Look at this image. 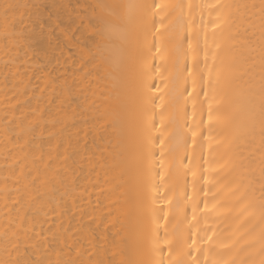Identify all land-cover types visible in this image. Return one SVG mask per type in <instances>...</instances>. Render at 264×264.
Returning a JSON list of instances; mask_svg holds the SVG:
<instances>
[{
  "label": "bare ground",
  "instance_id": "6f19581e",
  "mask_svg": "<svg viewBox=\"0 0 264 264\" xmlns=\"http://www.w3.org/2000/svg\"><path fill=\"white\" fill-rule=\"evenodd\" d=\"M4 3L25 25L0 38V264H158L209 228L230 259L258 234L261 0Z\"/></svg>",
  "mask_w": 264,
  "mask_h": 264
},
{
  "label": "snow or ice",
  "instance_id": "6c2138e0",
  "mask_svg": "<svg viewBox=\"0 0 264 264\" xmlns=\"http://www.w3.org/2000/svg\"><path fill=\"white\" fill-rule=\"evenodd\" d=\"M18 5L10 4V3H4L0 5V8H2V12H0V16H2V23H0V38H3L5 41L11 42L13 37L15 35H20L23 32V27L25 25L24 20V13L19 12L17 13ZM101 7H108L113 12H115L117 9L121 8L122 5L115 4V5H109L104 6L101 5ZM127 7H133L131 5ZM157 8H160L161 6L159 4L156 5ZM215 7H223L227 9H231L233 6L230 4L226 5H216ZM239 8H257V5H242V6H236ZM259 14L261 19V29H262V39H264V0H261V3L259 5ZM31 16V13H29ZM37 19H39V11H37ZM100 23L105 25V30H110V24L104 17L99 18ZM35 22V21H34ZM19 26V28H18ZM41 33L43 31V25H40ZM39 35V34H38ZM189 47L191 48V43H189ZM262 60H264V52H262ZM195 84V81H193ZM207 92H205V96L207 97ZM211 109L212 105L209 104V116L211 117ZM250 119L253 123H255L257 116L256 113L253 112L250 115ZM259 125L261 130V136H262V143H264V83L261 85L260 94H259ZM193 138L195 139V133H193ZM163 143V141H162ZM206 180V178H205ZM249 184H252V181H249ZM259 191H260V207L264 209V166L260 169V178H259ZM208 192L205 191V197H207ZM243 196H246L248 199V203L251 204L255 197V189L253 188L252 191L245 192ZM205 208H207V200L205 201ZM255 229V224H253L249 231H253ZM247 235V233H246ZM200 242L203 245V247L198 248L197 251L200 253L199 256L193 257L192 251L189 250L186 253L185 252H176L174 259H169L167 261L160 260L158 264H255V261H250L248 256L241 257L239 254L241 252H249V256L251 255L250 251L251 249H254L255 244L259 242V253L261 255V259L259 264H264V211H262L260 216V227L258 234L253 237L251 240L245 241L243 245L239 249H237V254L233 256L230 259H226L223 254L218 251V244H217V233L215 229L209 228L205 230V236L200 238ZM196 240H193V246H195ZM233 247L232 245L224 244L223 242H220L219 248L220 249H231ZM163 250H161L162 252ZM169 255L172 256V249L169 247ZM192 257V260L189 262L185 259H183V256ZM202 257V259H201ZM8 264H22L21 261H9ZM23 264H29V262H23ZM30 264H42V261L37 259L35 261H31ZM49 264H52L51 261H49ZM57 264H60V262H57ZM95 264H104L103 261H96ZM120 264H134L132 261H126L121 260ZM135 264H156V262L153 261H137Z\"/></svg>",
  "mask_w": 264,
  "mask_h": 264
}]
</instances>
